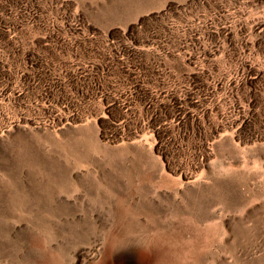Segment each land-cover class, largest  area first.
Here are the masks:
<instances>
[{
    "label": "rangeland",
    "instance_id": "374dc122",
    "mask_svg": "<svg viewBox=\"0 0 264 264\" xmlns=\"http://www.w3.org/2000/svg\"><path fill=\"white\" fill-rule=\"evenodd\" d=\"M0 264H264V0H0Z\"/></svg>",
    "mask_w": 264,
    "mask_h": 264
}]
</instances>
